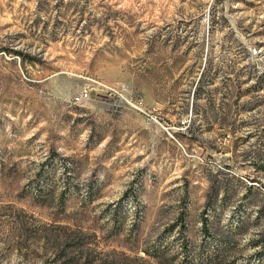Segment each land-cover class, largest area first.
I'll return each mask as SVG.
<instances>
[{
    "label": "rangeland",
    "instance_id": "1",
    "mask_svg": "<svg viewBox=\"0 0 264 264\" xmlns=\"http://www.w3.org/2000/svg\"><path fill=\"white\" fill-rule=\"evenodd\" d=\"M232 232L264 264V0H0V264Z\"/></svg>",
    "mask_w": 264,
    "mask_h": 264
},
{
    "label": "trees",
    "instance_id": "2",
    "mask_svg": "<svg viewBox=\"0 0 264 264\" xmlns=\"http://www.w3.org/2000/svg\"><path fill=\"white\" fill-rule=\"evenodd\" d=\"M203 231L207 232V234L210 235L208 219H205ZM233 235V232L231 234H227L215 253L206 256L205 259L199 258L195 262L194 260H191V262H186V264H235L236 259L234 257L230 259L233 253L238 250L237 244L233 240ZM260 244L262 245V248L264 250V234L261 236ZM150 254L155 260H157L159 264H175V257L172 256L170 258L168 250L166 248L154 249ZM55 263L81 264L80 259L77 260L76 257L69 256L65 248H62V250L57 253Z\"/></svg>",
    "mask_w": 264,
    "mask_h": 264
},
{
    "label": "built area",
    "instance_id": "3",
    "mask_svg": "<svg viewBox=\"0 0 264 264\" xmlns=\"http://www.w3.org/2000/svg\"><path fill=\"white\" fill-rule=\"evenodd\" d=\"M89 97V93L87 91H85L83 94H81V96H79L78 98H76L77 101H81L83 99H86ZM129 105H131L132 107L140 110L142 107L140 106L139 103L134 102V103H128Z\"/></svg>",
    "mask_w": 264,
    "mask_h": 264
}]
</instances>
